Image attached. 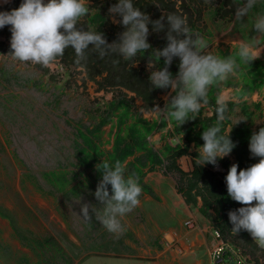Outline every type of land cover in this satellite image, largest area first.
Instances as JSON below:
<instances>
[{"label": "clouds", "instance_id": "clouds-1", "mask_svg": "<svg viewBox=\"0 0 264 264\" xmlns=\"http://www.w3.org/2000/svg\"><path fill=\"white\" fill-rule=\"evenodd\" d=\"M257 2L243 0L242 5L237 7L236 20L247 16ZM89 13L88 0H49L47 4L44 0H23L18 9L0 12V29L11 25V55L20 62L49 67L58 64L65 50L71 47L76 54L75 63L83 67L81 62L87 60L90 46L100 58L118 54L125 61H132L138 53L148 52L151 48L148 43L149 24L155 32L164 31L167 25V45L162 50H155L158 60L164 58V67L151 71L149 80L154 88L171 89L175 95L165 108L157 106L152 109L157 115L174 120L180 127L196 119L207 107L208 94L213 87L219 88L230 77L239 81L245 75L236 56L221 58L213 51H207V40L200 33L191 31L187 15L170 13L167 17L151 21L148 15L134 7L133 0H119L109 8V15L113 16L114 22L122 24L125 31L119 34L118 42L110 44L102 33L77 27ZM116 16L122 19L117 21ZM253 29L256 35L250 42H241L236 53L239 60L248 66L260 58L264 50V14L255 17ZM174 58L180 60L179 72L175 77L169 71ZM150 67L154 68L155 65L149 61ZM229 99L225 94L217 96L216 123L202 132L204 143L198 149V163L211 164L213 170L221 174L227 170L217 163L218 160L227 158L233 164L225 177L227 192L233 201L243 207L228 213L232 232L247 231L258 247L264 250V127L258 133H253L249 142V150L253 157L260 158L259 163L238 172L235 158L230 155L236 147L229 138L231 128L222 134V124L228 119ZM212 112L213 116L214 110ZM217 164L221 171L216 169ZM97 169H102V179L94 196L103 210L83 203L79 216L91 223V209L95 220L119 238L126 231L123 218L140 204L142 188L134 176H125V165L119 160L114 164L105 160L97 165ZM233 245L238 248L236 244Z\"/></svg>", "mask_w": 264, "mask_h": 264}, {"label": "trees", "instance_id": "trees-1", "mask_svg": "<svg viewBox=\"0 0 264 264\" xmlns=\"http://www.w3.org/2000/svg\"><path fill=\"white\" fill-rule=\"evenodd\" d=\"M92 1L93 4H88L90 7L89 15L85 16L77 27L102 33L110 44L114 41L118 42L119 34L125 31V28L122 24L114 22L113 16L109 15V8L117 4L119 0ZM22 2L23 0H13L11 3L1 6L0 12H10L18 9ZM242 3L243 0H133L134 7L139 8L142 13L148 15L151 21L159 20L162 16L167 17L170 13L187 15L191 31L200 33L207 40L209 47L212 44L214 35L223 32L224 28L226 30L229 26L238 31L243 28V34L239 33L245 42H250L251 38L256 35L253 29L254 20L257 15L264 14V0H258L256 6L242 20H236L237 7L241 6ZM121 19L119 16L115 17L117 21ZM10 29L11 25H6L0 29V36L6 39L5 42L1 43V46L12 52ZM149 33L148 43L151 48L148 52L138 53L132 61H125L118 54L100 58L90 46L87 52V60L81 62L83 65L81 67L75 63L76 54L74 49L69 47L65 50L60 62L67 70V75L71 72L70 70L74 71L73 74L75 75L73 79H69L68 86L70 87L72 82L76 83L78 73H75V71L80 69L79 75H85V78L82 79L84 85L87 82H94L100 90L111 91L113 99L103 104V111V106H98V113L100 112L101 114L98 115L99 122L93 129L88 127L83 129L82 126L73 135V156L76 160L70 165L73 170L60 167L57 170L44 173L42 178L55 191H51V194H75V189L78 185H71L74 184L77 177L99 181L102 179V169H97V165L105 160L109 161L110 164H114L117 160L125 164L129 158L141 153V156L125 166L126 177L134 176L140 186L143 187L144 169L149 165L164 166L168 173L176 177L181 192H188L187 194L190 195L193 190H196V195L202 197L205 208L202 212L204 214H207L209 209H214L216 213L214 228L219 229L233 244L237 242L245 243L247 250L250 254L252 253V256L257 251L261 252L262 261L264 262V251L258 247L247 231L241 230L237 234L232 232L233 226L229 221L228 213L243 207V205L233 201L227 192L225 177L233 164L227 158L218 160L217 163L227 170L226 173L221 174L215 172L213 170L214 166L211 164L202 165L198 163V152L192 154L189 152L192 143L195 144L197 149L203 146L202 132L216 123L215 98L223 87L230 84L227 81L220 85L219 88H212L213 93L209 95V103L207 105L214 109V115L210 118L198 116L194 120L187 121L181 127L174 120H169L166 117L156 121H150L145 118L142 114L143 111L153 112L152 108L157 106L165 108L166 104L170 102L169 100L166 104L162 103L159 98V95L167 94L170 89L154 88L149 80L151 71L164 67V58L161 57L158 60L155 56V50H162L167 45V25L164 31L155 32L152 30V25L149 24ZM228 55L230 54L228 53ZM114 61H118V63H114ZM149 61L155 65L154 68H149ZM179 64V58H174L169 67L173 77L179 72ZM252 65L250 64V72H248L250 75L253 74L251 79L252 86L257 82L259 86H263L264 67L257 64ZM247 67L249 66H246L245 69ZM249 89L251 90V86ZM137 99L142 101V107L137 106ZM233 106V104H229V110H233L231 108ZM242 112L244 113L243 115L251 118L246 109L243 110L242 108ZM167 121L173 127L172 136L182 138L179 143H173V146L167 147V152L164 151L166 154H163L162 151L155 150L149 138L154 133L165 129L168 125ZM108 125H112V128L115 129V132H113V148L110 151L102 149L103 129ZM229 125L231 126L229 138L236 145L230 155L235 158L238 172L259 163L260 158L253 157L249 150V142L251 135L258 133L259 129L264 127V125L253 129L251 125L247 124H232L228 117L222 124V134L228 131ZM182 141H184L183 144H181ZM184 156H190L194 161V170L190 173L184 172L178 163V160ZM60 176L61 179H59ZM188 200L191 201L190 199ZM18 237L27 248L36 253L39 259H44L42 250L43 247H47L48 244L46 242H49V240L45 241V243H40L39 241L29 240L28 237L22 234H19ZM256 262V264L260 263L259 261ZM53 263L45 262L44 264Z\"/></svg>", "mask_w": 264, "mask_h": 264}, {"label": "rangeland", "instance_id": "rangeland-1", "mask_svg": "<svg viewBox=\"0 0 264 264\" xmlns=\"http://www.w3.org/2000/svg\"><path fill=\"white\" fill-rule=\"evenodd\" d=\"M4 1L0 7L12 2ZM48 2L44 0L45 4ZM239 32L243 34V28L239 31L232 26L224 28L214 35L207 51L216 53L214 45H237L243 40ZM5 41L0 36V264H111L104 255L93 258L92 252L106 248L125 253L127 248L114 241L113 234L95 220L91 209V223L79 216L83 203L103 210L94 196L100 180L77 177L71 185H78L75 194L54 195L51 191H55L42 175L60 167L73 170L70 167L76 162L73 135L79 127L93 129L97 125L101 114L98 106L112 101L113 93L100 90L94 82L84 85L85 75H79L80 69L75 71L76 83L69 87L74 71L67 75L61 62L49 67L20 62L1 46ZM219 56L230 55L221 50ZM232 56L239 60L237 55ZM250 67L248 70L244 67L248 79L253 77L248 74ZM160 99L166 104L169 95L162 94ZM136 103L142 107L141 100L137 99ZM142 114L150 121L158 116L156 112ZM113 132L112 125L103 129L102 149L113 148ZM183 167L187 169V163ZM170 178L176 180L175 176ZM19 234L40 243L49 240L42 250L44 259L27 248ZM236 245L251 262L264 264L261 252L252 256L245 243Z\"/></svg>", "mask_w": 264, "mask_h": 264}, {"label": "crops", "instance_id": "crops-1", "mask_svg": "<svg viewBox=\"0 0 264 264\" xmlns=\"http://www.w3.org/2000/svg\"><path fill=\"white\" fill-rule=\"evenodd\" d=\"M241 42L245 41L241 39L237 45H224V47L214 45L215 49L217 48L214 54L219 55L222 50L230 55H236ZM237 62L242 64L241 71L245 73L244 67L248 65H244L239 60ZM251 63L264 67V50H262L260 58ZM228 84L230 85L223 87L218 94H225L230 98L227 104V116L232 124L246 119L239 124L251 125L253 129L263 126L264 85L259 86L257 82V86H255L256 84L252 86V80L248 79L246 74L239 81L230 77ZM174 93L171 89L167 93L169 100ZM212 93L211 89L208 97ZM161 96L159 95V98ZM229 104L234 105L231 107L233 110H229ZM242 108L248 111L251 118L243 115ZM212 110L214 109L207 106L199 116L210 118L213 114ZM163 117L158 115L152 121L160 120ZM167 122L168 125L165 129L154 133L149 138L155 150L157 149L156 151L167 152V147L179 143L182 138L172 136L173 127L169 121ZM230 128L229 125L227 129ZM156 135L159 136L155 139L157 143L151 140L153 137H157ZM183 143L184 141L181 142V144ZM189 152L191 154L198 152L194 143L191 144ZM141 155L140 153L129 158L124 165L131 164L135 158ZM178 163L186 173L194 170V161L190 156L180 158ZM185 163L188 165L187 169L183 167ZM144 173L140 204L123 218L122 223L126 231L119 237L120 240L113 235L114 241L118 240L127 248L126 254L122 253V250L114 252L104 248L101 250L103 253L96 251L92 252L91 256L94 258L104 255L111 264H211L210 254L215 244L213 224L216 213L214 209H209L207 214H204L202 212L205 209L202 197L196 195V190L189 192L190 195L186 190V193L181 192L177 180L174 181L170 178L174 175L168 173L164 166L149 165L144 169ZM227 260L231 262L232 257L228 255Z\"/></svg>", "mask_w": 264, "mask_h": 264}, {"label": "built area", "instance_id": "built-area-1", "mask_svg": "<svg viewBox=\"0 0 264 264\" xmlns=\"http://www.w3.org/2000/svg\"><path fill=\"white\" fill-rule=\"evenodd\" d=\"M216 169L221 171L219 164ZM213 236L215 239L214 247L211 250V264H229L226 257L230 255L235 264H254L246 256H244L239 248L232 244L231 240L224 236L221 231L214 230Z\"/></svg>", "mask_w": 264, "mask_h": 264}, {"label": "bare ground", "instance_id": "bare-ground-1", "mask_svg": "<svg viewBox=\"0 0 264 264\" xmlns=\"http://www.w3.org/2000/svg\"><path fill=\"white\" fill-rule=\"evenodd\" d=\"M4 0H0V4L3 3ZM5 2V1H4Z\"/></svg>", "mask_w": 264, "mask_h": 264}, {"label": "water", "instance_id": "water-1", "mask_svg": "<svg viewBox=\"0 0 264 264\" xmlns=\"http://www.w3.org/2000/svg\"><path fill=\"white\" fill-rule=\"evenodd\" d=\"M231 264H235L234 262H231Z\"/></svg>", "mask_w": 264, "mask_h": 264}]
</instances>
